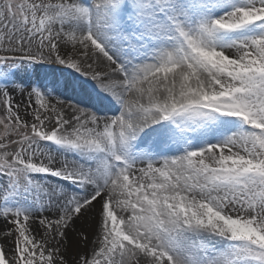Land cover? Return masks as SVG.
Here are the masks:
<instances>
[{"label":"snow or ice","instance_id":"snow-or-ice-1","mask_svg":"<svg viewBox=\"0 0 264 264\" xmlns=\"http://www.w3.org/2000/svg\"><path fill=\"white\" fill-rule=\"evenodd\" d=\"M0 177V264H264V0H0Z\"/></svg>","mask_w":264,"mask_h":264},{"label":"bare ground","instance_id":"bare-ground-1","mask_svg":"<svg viewBox=\"0 0 264 264\" xmlns=\"http://www.w3.org/2000/svg\"><path fill=\"white\" fill-rule=\"evenodd\" d=\"M80 225V221H77V226H79ZM0 226H2V221H0ZM70 235H72L71 233H70Z\"/></svg>","mask_w":264,"mask_h":264},{"label":"rangeland","instance_id":"rangeland-1","mask_svg":"<svg viewBox=\"0 0 264 264\" xmlns=\"http://www.w3.org/2000/svg\"><path fill=\"white\" fill-rule=\"evenodd\" d=\"M3 182V178L2 177H0V183H2Z\"/></svg>","mask_w":264,"mask_h":264}]
</instances>
